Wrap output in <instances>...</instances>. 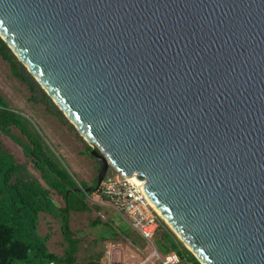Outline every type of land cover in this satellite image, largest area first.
Here are the masks:
<instances>
[{"label": "water", "instance_id": "obj_1", "mask_svg": "<svg viewBox=\"0 0 264 264\" xmlns=\"http://www.w3.org/2000/svg\"><path fill=\"white\" fill-rule=\"evenodd\" d=\"M0 37L91 146L74 190L136 175L200 263L264 264V0H0Z\"/></svg>", "mask_w": 264, "mask_h": 264}, {"label": "rangeland", "instance_id": "obj_2", "mask_svg": "<svg viewBox=\"0 0 264 264\" xmlns=\"http://www.w3.org/2000/svg\"><path fill=\"white\" fill-rule=\"evenodd\" d=\"M0 95L7 101L11 110L22 113L32 123L56 160L75 178L79 186L83 184L85 188L92 187L98 176L99 164L94 157L86 152L89 143L79 135L76 129L48 112L44 102L35 103L30 100L29 86L14 75L10 63L1 56ZM9 130V132L3 131L1 134L4 145L11 153L25 161L26 157L22 147V140L24 143L26 142L25 137L14 125L10 126ZM67 144H69L70 151L76 152V154L79 149L83 150L84 156L79 157L76 167L62 151V148L65 149ZM11 153L3 155L4 162H8V165L3 164L0 167V217L15 223L19 236L32 244L31 259L26 262L18 260L14 264H38L40 262L38 256L42 254L40 243L44 242L45 236L48 237L47 240L45 239L47 250L63 255L69 250L70 242L62 231L61 215L58 214L55 217L51 214L41 213V216L45 217L40 220V230L37 228L34 230L30 228L33 213L25 214V208L17 211L18 205L24 206L25 204L20 201L14 202L11 191H2L6 189L3 182L5 168L14 162V156ZM92 164H95L94 168ZM26 169L32 176L39 178L43 184L48 186L42 179L40 171L34 168L31 163H26ZM112 171L113 169H110L109 173ZM53 197L60 207L65 205L64 198L59 193L53 191ZM86 202L90 207L89 210H72L69 214L70 228L77 238L73 252L76 262L107 264L109 250L112 251L115 258L133 261L146 255L149 251L148 244L151 250L155 245L163 257L168 251L176 249L173 241L164 240V230L166 229L170 230L177 239L179 238L165 220L158 228L156 236L150 241L142 238L123 215L101 203L99 191L88 196ZM39 237L42 238L41 241ZM178 251L183 261L191 260V255L186 250L178 249Z\"/></svg>", "mask_w": 264, "mask_h": 264}, {"label": "trees", "instance_id": "obj_3", "mask_svg": "<svg viewBox=\"0 0 264 264\" xmlns=\"http://www.w3.org/2000/svg\"><path fill=\"white\" fill-rule=\"evenodd\" d=\"M0 56L10 63L14 75L29 86L31 90L30 100L35 103L44 102L48 112L57 116L63 123L69 124L71 128L76 129L1 37ZM12 125L16 126L26 139L25 143L21 139L26 157L25 161L21 160L16 154L11 153L1 138L2 132H9ZM90 150L91 146L88 145L86 152L90 154ZM7 153L13 154L14 162L5 168L3 182L6 185V189L2 191H11L14 202L20 201L25 204L24 206L18 205L17 211L25 208V214L33 213L30 228L34 230L37 228L40 212H47L55 217L58 214L61 215L62 231L70 242L69 250L63 255H58L47 250L45 245V241L48 239L47 236H45L46 240L44 239V242L39 237L42 254L38 256L40 260L38 264H95L94 262L83 263L75 261L73 252L77 238L71 231L69 214L72 210H89L90 207L86 202V198L98 192L99 189L89 192L74 190L79 187L75 178L56 160L32 123L22 113L11 110L7 101L0 95V167L3 164L8 165V162H4L5 157L3 156ZM91 156L94 157L93 155ZM26 163H31L34 168L40 171L42 179L48 186L27 171ZM96 181L97 178L92 187L96 186ZM80 186L85 188L83 184ZM69 190V210L66 211V193ZM53 191L64 198L65 205L63 207H60L54 199ZM17 213L20 214L19 212ZM164 240L173 241L177 250H186L191 255V260L200 264L182 241L179 238L177 239L168 229L164 230ZM31 248L32 244L19 236L15 223L0 217V264H14L18 260L25 262L30 260Z\"/></svg>", "mask_w": 264, "mask_h": 264}, {"label": "built area", "instance_id": "obj_4", "mask_svg": "<svg viewBox=\"0 0 264 264\" xmlns=\"http://www.w3.org/2000/svg\"><path fill=\"white\" fill-rule=\"evenodd\" d=\"M134 176H126L114 169L108 172L99 188V201L123 215L142 238L151 241L164 218L147 196L145 181L140 182ZM148 248L144 257L133 261L115 258L109 250L107 264H199L183 261L177 249L168 251L163 257L155 245L151 250L148 244Z\"/></svg>", "mask_w": 264, "mask_h": 264}, {"label": "crops", "instance_id": "obj_5", "mask_svg": "<svg viewBox=\"0 0 264 264\" xmlns=\"http://www.w3.org/2000/svg\"><path fill=\"white\" fill-rule=\"evenodd\" d=\"M67 147H65V149L64 148H62V151H63V153L65 154V156L69 159V160H71V162H73V164H74V166L76 167V163L77 162H79V157H83L84 156V154H83V150L82 149H79L78 150V153L76 154V152H72V151H70V147H69V144H67L66 145ZM92 167L94 168L95 167V164H92ZM41 213H46V214H48V215H50L49 213H47V212H40V214H39V218H38V223H37V229H39L40 230V220L42 219V218H44L45 216H41ZM44 235V234H43Z\"/></svg>", "mask_w": 264, "mask_h": 264}, {"label": "bare ground", "instance_id": "obj_6", "mask_svg": "<svg viewBox=\"0 0 264 264\" xmlns=\"http://www.w3.org/2000/svg\"><path fill=\"white\" fill-rule=\"evenodd\" d=\"M150 199V198H149ZM150 201L152 202V200L150 199ZM153 203V202H152ZM153 205L157 208V210L161 213V211L159 210V208L153 203ZM162 214V213H161Z\"/></svg>", "mask_w": 264, "mask_h": 264}]
</instances>
